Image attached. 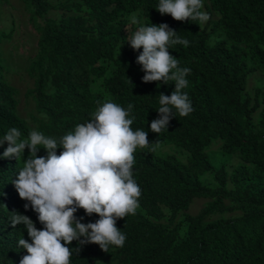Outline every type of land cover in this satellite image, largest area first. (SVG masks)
<instances>
[{
    "label": "trees",
    "instance_id": "16d2710c",
    "mask_svg": "<svg viewBox=\"0 0 264 264\" xmlns=\"http://www.w3.org/2000/svg\"><path fill=\"white\" fill-rule=\"evenodd\" d=\"M21 2L36 30V52L27 68L32 85L24 92L33 103L35 130L59 140L86 123L99 103L111 100L125 109L133 104L132 129L147 131L156 146L155 152L134 153L133 176L141 196L136 213L116 222L126 236L123 247L105 252L85 244L77 254L73 241L71 264H264V88L247 90L250 74L264 76V0H203L210 18L200 26L161 15L159 0ZM57 7L66 14L48 17ZM133 15L138 24L131 23ZM160 23L189 41L169 51L180 67L191 69L182 91L192 111L172 117L168 130L157 134L150 123L159 118V94L170 95L175 84L143 82L136 62L142 48L133 50L128 41L140 26ZM216 30L227 40L208 44ZM229 40L237 46H229ZM19 94L0 59V138L12 127L22 138L34 130L18 111ZM212 138L219 139L222 151L236 152L242 163L230 171L225 164L214 167L206 152ZM168 143L187 150L186 159L161 153ZM6 147V142L0 145V264H19L27 254L17 247L19 238L23 234L31 241L23 224L11 226L13 212L29 216L38 229L43 226L31 207L24 208L26 201L12 183L23 160L3 158ZM38 155H46L45 150ZM204 172H210L207 182ZM194 199L204 203L191 214ZM76 216L83 223L99 218L83 209Z\"/></svg>",
    "mask_w": 264,
    "mask_h": 264
},
{
    "label": "clouds",
    "instance_id": "9594fccd",
    "mask_svg": "<svg viewBox=\"0 0 264 264\" xmlns=\"http://www.w3.org/2000/svg\"><path fill=\"white\" fill-rule=\"evenodd\" d=\"M161 14H170L177 21H196L200 26L210 16L203 11V0H159L156 7ZM132 24H138L135 15ZM133 50L142 51L136 62L142 66L143 82H174L170 95L159 94V118L150 123V130L160 134L168 130L172 117L187 116L192 111L186 88V76L191 69L180 67L169 51L177 44L187 47L189 41L177 35L167 23L140 26L128 41ZM159 86V84L157 85ZM133 104L127 109L105 100L99 103L86 123L75 126L59 140L31 130L26 138L12 127L0 145L7 143L3 158L23 160L17 178L12 181L24 208L31 207L42 228H37L27 215L13 212L12 227L23 224L28 239L19 238L17 247L26 249L19 264H71L73 241L79 254L85 244H97L105 251L110 246L123 247L126 236L117 227V220L135 214L139 207L141 188L134 179L133 166L137 149L155 152L156 146L148 139V132L133 130L129 118ZM175 109V113L173 112ZM28 156L24 159V151ZM43 148L46 155H38ZM61 148L59 154L57 149ZM98 215L95 222H81L76 213Z\"/></svg>",
    "mask_w": 264,
    "mask_h": 264
},
{
    "label": "rangeland",
    "instance_id": "374dc122",
    "mask_svg": "<svg viewBox=\"0 0 264 264\" xmlns=\"http://www.w3.org/2000/svg\"><path fill=\"white\" fill-rule=\"evenodd\" d=\"M55 6L64 0H50ZM66 10L57 7L55 10L48 12V17L65 15ZM6 34H4L3 32ZM227 40L226 34L222 30H216L209 34L208 44H214L218 40ZM36 30L34 25L29 21V13L21 0H0V59L6 78L19 90L20 115L31 123L35 130L37 123L32 121V115L35 116L32 101L24 95L25 89L32 85L28 76L27 68L30 64L31 56L36 52ZM229 46H237L230 40ZM239 48L243 45H238ZM256 85H262L264 88V76L259 72L250 74L247 82V90L250 94ZM258 110L255 112L257 116ZM221 142L217 138H212L206 147V152L212 161L214 167L225 164L226 170L239 166L242 159L234 151H222ZM161 153L173 154L180 160H185L188 155L187 150L175 143L164 145ZM159 152V153H160ZM202 179L207 182L210 180V172H204ZM203 199H194L189 206L188 212L196 213L203 205Z\"/></svg>",
    "mask_w": 264,
    "mask_h": 264
}]
</instances>
